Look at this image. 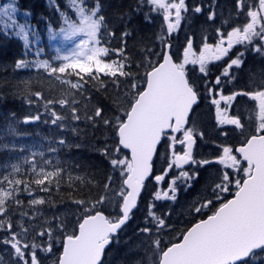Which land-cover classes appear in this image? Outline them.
<instances>
[{
    "label": "snow or ice",
    "instance_id": "obj_1",
    "mask_svg": "<svg viewBox=\"0 0 264 264\" xmlns=\"http://www.w3.org/2000/svg\"><path fill=\"white\" fill-rule=\"evenodd\" d=\"M145 2L151 6V11L162 14L169 36L185 19L183 13L189 11L186 0ZM67 8L72 11L61 12L64 27L60 31L66 40L81 37L75 50L68 55L57 56L56 59L62 61L59 66H53L47 60L37 61L32 66L43 69L48 77L55 76L60 84L75 91H64L59 98L50 99H46L40 91L30 92V96H35V101L27 99L26 102L41 104L45 112L37 111L36 115L25 117L24 123L40 121L47 113L49 118L44 122L60 128L70 118L73 122L83 119L94 128L102 123L105 129H113L117 140L114 149L110 152L106 144L100 151L109 159L112 172H118L119 183L113 188L116 178L109 175L103 185L104 193L98 199H72V203L78 206L77 230L59 241L62 252L56 264H103L106 248L118 237L137 207L138 197L152 172L153 155L163 137L170 141V155L166 157L167 166L162 174L155 175L154 180L160 185L170 172H175V175L168 181L167 190L158 188L153 193L145 226L138 230L143 237L138 247L144 248L148 264H261L264 261V77L256 84V77L253 76L248 88L223 94V85L235 79L231 70L243 64L241 57L244 52H240L224 66L214 85L204 81L208 94L213 96L211 103L216 108L217 126H233L243 140L236 148L217 145L218 148L222 147V152L214 161L197 160L193 155L195 136L200 135L203 139V134L197 132L194 121L191 122L192 126L186 127L198 100V92L187 77L186 65H198L199 72L207 76L208 65L228 56L237 45L245 49L252 45L254 51L264 54V0H258V3L257 0H235V14L245 15L246 22L228 30L226 37L224 31L217 28V42L214 45L203 43L198 55L193 51L192 38L188 37L183 59L179 63L173 61L167 50L171 47L168 40L159 36L165 50L155 52L151 48H142L143 56L140 63L135 65L136 70L132 68L133 60L126 54V41L123 39L130 33H122L121 47L110 49L105 46L101 36L104 17L99 15L98 6H88L86 0H67ZM202 10L200 5L192 9L195 14ZM16 11L15 0L4 4L0 7V21H4V28H14L15 34L27 47L26 26L17 23L14 16ZM215 17L216 13L209 11L208 21H214ZM104 35L114 37L115 33L108 31ZM257 40L259 43H255ZM111 52L119 59L105 60L104 57ZM152 56L162 57V62L152 60ZM15 67L27 68L29 63L18 60ZM140 69L143 70L142 74ZM66 73L75 74L78 80L64 79ZM101 76L108 77L117 89L113 100L115 112L110 116L85 94V86L90 81L96 82L94 87L98 91L105 87L106 82ZM238 97H247L255 102L246 109L247 123L239 111L234 115L228 114ZM221 102L224 107H221ZM57 104L65 111H57L54 107ZM72 131L76 132L77 129L73 127ZM177 133H182V137H178ZM220 134L227 136L228 131L222 130ZM58 143L65 145L66 141L61 138ZM176 144L182 146V151L176 149ZM56 150L50 149L53 152ZM122 150H128L130 158L126 155L121 158ZM24 163L28 168L23 172L20 164H12V171L0 177V246L9 254L8 264H41L39 253H51L53 244L50 241L57 231L67 233L68 226L60 216L53 217L55 224L52 220H45L39 227L26 223L24 217L29 222L38 217L39 209L36 206L48 201L33 197V193H49L53 184L58 188L62 182V169L47 170L44 166L50 164L47 160L38 164L34 159H25ZM211 163L222 166L218 170V179L210 182V194L201 202L193 203L190 209V213L195 212L202 218L184 229L178 242L172 240L165 244L162 237L171 233L173 225L168 223L170 213L158 215L153 211L155 201H175L180 184L185 188L191 187V182L199 175L195 169ZM78 179L82 181V178ZM21 191L33 197L28 201L32 208L31 215L18 198ZM216 202H219L218 207H214ZM106 205L117 209L115 214L105 215L103 209ZM205 210L211 214L206 215ZM17 212L21 219L14 223L12 216ZM204 215L206 218H203ZM0 264H5L2 257Z\"/></svg>",
    "mask_w": 264,
    "mask_h": 264
},
{
    "label": "trees",
    "instance_id": "obj_2",
    "mask_svg": "<svg viewBox=\"0 0 264 264\" xmlns=\"http://www.w3.org/2000/svg\"><path fill=\"white\" fill-rule=\"evenodd\" d=\"M19 1L20 3L23 2V0ZM54 1L58 9L55 7L48 8L41 0H35V3H33V5L29 7L30 11L36 13L37 20H39L41 18V15L44 14L49 17L53 28L57 25L58 10L60 12L67 11V9H65L63 0ZM219 1L223 3L222 0ZM234 2L235 0H230L228 4L231 5L234 4ZM86 3L88 6H98L99 15H102L104 17L101 36L105 42V46H108L110 49L121 47L122 33H130V35L124 37L123 39L126 41V54L133 60V70H136L135 65L137 63H140L142 59V48H151L155 52H161L165 50L164 45L158 38L159 36H164L168 40L171 45L170 53L175 60L176 50H179L181 48L182 44L185 43V40L189 36L197 35L195 26H198V29H200V25H198L196 21L186 19V22L184 23V29H181V31L177 33L180 35L176 36L173 32L171 36H169L163 19L160 18V16H158L156 12L151 11V6L148 5L145 0H87ZM44 9H46V13ZM230 13H233V10L230 9ZM232 20L233 17H231L230 22ZM108 31L114 32L115 36H105L104 33ZM2 44L3 42L1 41L0 123L5 116L10 115L18 121L16 127L17 133L19 134H32L35 132L36 128H39L41 130L46 129L42 126L41 121L27 124L24 123L25 117L34 116L36 115L37 111L42 112L45 110L39 103L29 104L26 102L27 99L35 101V96H30L29 93L40 91L46 99H50L59 98L64 91L74 92L75 90H70L67 85L60 84V82L56 80L55 76L48 77L46 72L37 71L34 74L28 70L20 71L16 69L14 61L22 53L21 50L16 48L10 49L6 47L3 49ZM13 44L14 46H16L14 42ZM104 59L111 60L119 58L115 56L114 52H111L110 55L108 57H104ZM151 59L161 61L162 57L152 56ZM255 64H251L250 66L254 69ZM139 71L142 74L143 70L140 69ZM221 71L222 66L220 63L214 64L210 67L207 75V81L210 85L214 83L213 81L215 77L219 75ZM69 72H71V70ZM204 77L206 78V76ZM63 78H69V80L74 82L78 80V77H76L75 74L69 75L68 73L64 74ZM85 79L89 78L85 77ZM101 79L106 82L103 89L98 91L97 88L94 87V84L96 82L90 81L89 84L85 86V94L90 96L94 104L102 106L105 109L106 114L110 116L113 112H115L113 100L114 94L117 89L116 86L111 83L108 77L101 76ZM141 87H143V82H141ZM197 92L198 97L200 98V101L202 103L203 97H201V87H199V90ZM54 107L57 111H65L61 110L58 104ZM194 117L195 113L191 115L190 123L191 121H193ZM73 127L77 129L76 132L72 131ZM64 128V131H62L61 128L57 126L53 128L52 134L54 137L51 138L52 140L55 139V137L57 139L55 142L56 145L55 143L54 145L52 144V148L57 149L54 153L59 159L56 164L58 165V168L62 169V182L58 188L55 186V184H53V186L51 187V191L49 193H43L42 195L45 197V200L48 201V203H46L48 206H50L48 210H52L53 208L55 209L62 206H68L66 211V213L69 214L68 217H76L74 219L73 225L75 229V222L79 213L76 212L78 206L72 203V199H98L99 196L103 194V192H101L99 188H101L104 183L107 182V178L109 175H113L119 180L118 172H112L109 159L106 158L100 151V149H102L107 144L109 146V151L112 152L117 143V140L114 135L113 129H105L102 123L94 128L91 124L87 123L83 119L78 122H73L69 118L68 120L64 121ZM50 135H48V137H51ZM61 138L66 141L65 145H60L58 143V140ZM164 142H166V138H163L162 144L159 147L154 159V169L156 168L155 164L157 160H159L162 154L165 144ZM195 155L196 152L194 153V156ZM5 160L6 153L4 151H0V163L5 162ZM210 166H216V170L214 171V173H211L209 181H207L206 185L204 184V193L209 194L211 192V188L209 186L210 182L216 181L219 174V165L211 163ZM78 178H82L83 182ZM150 183L146 185L145 191L137 208L131 215L128 223L119 232V235L124 236L125 234H127V232L130 230V226L135 221H140L143 226L145 225L148 207L147 205L142 204V198L146 193L147 186ZM161 185L164 187V181ZM198 186V182L196 184L193 182L191 184V187L186 188L183 192H178L179 197H176L175 202H173L177 204V206L176 204L175 206L180 209L179 203L182 200L181 197L184 198L187 193H189V196L191 197L195 194V192L197 193ZM24 195L25 194L21 192L18 196V198L22 202L24 199H26ZM225 195L228 196V198L230 197L228 194ZM195 198H200V195L196 196ZM218 205L219 202H216L214 207H217ZM13 207H15V205H13ZM23 207L24 209L28 207V205L26 206V202H23ZM167 209L169 211L174 210V206L170 205L169 207H167ZM29 210L30 208L27 209V211ZM174 211L177 213L176 210ZM205 211L206 215L211 214L210 211ZM106 215L110 214L107 213ZM206 215H204L203 218H205ZM201 218V215L197 213L194 215L190 214V216H187L185 218L186 221L183 225L182 223H180L177 226H173V230L171 231V233L162 237L163 242L165 244H168L172 240L179 241V239L181 238L180 233ZM19 219H21L19 212H17L16 215L12 216V220L14 223ZM26 223H29V221L26 220ZM52 223L55 224L56 221L52 220ZM69 229L67 228V233L60 231L57 232L61 234V237H64L66 234L71 233ZM60 248L61 247L57 248L56 250L60 251ZM6 252L7 251H5L2 247L0 248V257H2L4 261H7L8 258V253Z\"/></svg>",
    "mask_w": 264,
    "mask_h": 264
},
{
    "label": "rangeland",
    "instance_id": "obj_3",
    "mask_svg": "<svg viewBox=\"0 0 264 264\" xmlns=\"http://www.w3.org/2000/svg\"><path fill=\"white\" fill-rule=\"evenodd\" d=\"M41 1H43L48 8H53V7L57 8V5L54 0H41ZM222 1L223 3L220 2L219 0H215L214 4H213V0L186 1L189 11L183 13L185 19H182L180 27L176 31H174V33L176 36L180 35L177 33H179L181 29H184V23L186 22V19H189L191 21H196L198 25H200V29H198V26L197 27L195 26L197 35L189 36V37L192 38L193 51L196 52L197 55L199 54L203 46V43L207 42L214 45L217 42V40L219 39L216 34L217 28H220L222 31H224L226 37V32L228 30H231L233 27L238 26V25L230 24L231 17L235 15V13H230V9L232 6L235 7V2L234 4L229 5L228 3L230 0H222ZM10 2L11 0H0V7ZM63 3L65 5V9H67V12H71L72 10L70 8H67V0H63ZM197 5H200L203 8L202 12L199 14H195L192 11L193 7ZM209 5H211L212 7H209ZM209 11H214L216 13V17L214 21H208L207 15ZM16 14H18L17 11L14 13L15 18L17 16ZM57 14H58L57 25L54 28L53 27L47 28L45 34L46 37L44 40L41 38L40 33L37 34L35 31H33V34H35L36 37L32 38V40L30 41V38L32 36L28 34L29 23H28V16L26 15V13L23 14L21 19L19 20L16 19L18 24H24L26 26V32L28 34L27 47H25L24 41L21 40L15 34L16 30L14 28H4L3 27L4 21H0V29L5 34L16 39L24 47V50H22V57L19 60H24L28 62L29 67L18 70L20 71L28 70L34 74L37 71L45 72L43 69H37L32 65L37 61L47 60L51 65L59 66V64L62 63V61L56 59V57L68 55L75 50L76 45L79 43L81 37H74L70 40L64 39V34L61 33L60 31L61 27H64L63 17L59 10ZM156 14L163 19L162 14L157 12ZM40 19L42 20L43 18ZM225 20H227L228 23L225 24L224 23ZM245 22H246V16L243 15V17L239 19V26L243 25ZM186 46H187V39L185 40V43L182 44L181 48L179 50H176V57L174 60L176 63L182 61L183 51ZM215 63L216 61L211 62L208 65V68L210 69V65L211 64L214 65ZM231 71L232 74L235 76V79L232 81V83L223 85L224 95H229L235 90L248 88L253 76L256 77V81H255L256 84H259L261 77H264V64L263 63L255 64L254 69L251 66H244L243 68H238V69L233 68ZM186 74L189 79V82L195 86L197 91L199 90V87H201L202 89L201 97H203L202 103L194 110L195 117L193 118V121L195 122V127L198 133L203 134V139L200 138V135L195 136L196 139H198L195 158L197 160L209 159L214 161L215 158L222 152V147L218 148L217 145L230 146L235 148L241 145L243 137L239 135L238 131H234L233 127H227L229 125H224L222 127L217 126L215 106L211 103L213 96L208 94L204 84V81L207 80L208 78L207 76L205 78L204 75L199 72V66L191 65V64L186 65ZM64 79L69 80V78H64ZM211 85H214V83ZM227 87L231 89L230 90L231 93H227L228 92ZM249 90L251 89L249 88ZM217 99H219L218 96ZM254 103L255 102L249 101L247 97H238L237 101L233 102L234 107L229 109V113L231 112L236 113L237 111H239V114L244 118V122L247 123L248 113L246 109L253 106ZM221 107H224L223 102H221ZM44 112L45 110L42 111L41 113ZM48 118H49L48 114L45 113V115L42 116L40 120L42 126L45 127L46 129L41 130L39 128H36L35 132L32 134L17 133L16 125L18 121L13 116L7 115L3 118V120L0 123V151H4L6 153V160L5 162L0 163V177L12 171L10 167L12 164H17V163L20 164L22 166V172H23V170L28 168V165L24 163L25 159H29V160L34 159L38 164H42L43 161L47 160L50 161V164L44 165L47 170H53V168H58L56 162H58L59 159L57 158V156L53 151H50V149L52 148V144L54 145V143L57 140L56 137L53 140L51 139L52 137H54L52 134V129L55 128L56 126L51 125L50 123H45L44 120ZM189 126H192V123H190ZM61 130L64 131L65 128L63 127L61 128ZM222 130L228 131V135L227 136L221 135L220 132ZM48 135H50L51 137H48ZM178 137H182V133H180ZM164 143L165 144L162 154L159 160H157L155 164L156 173L159 174H161L164 168L167 166L166 157L170 155V151L168 148L170 141L167 140V137H166V142ZM175 147L177 150L182 151L181 145L176 144ZM33 153H35L36 155L33 156ZM125 155L128 157V154L122 150V152L120 153L121 158H124ZM221 167L222 166L219 165V169ZM187 168L189 171H192L190 167ZM215 170H216V166L211 167L210 164L205 165L203 168L195 169V171H197L199 175L195 180L191 182V184L193 182L195 184L198 182L199 186L197 187L198 189L197 193L195 192V194L192 195L191 197L189 196V193H187L184 198L181 197L182 200L179 203L180 209L176 207L177 206L176 203H173L175 201L161 200V201H155V208L153 209V211L156 212V214L158 215L163 213H170V219L168 220V223L172 224L173 226H177L180 223H182L183 225L186 221L185 218L187 216H190V214L192 215L196 214L195 212L190 213V209L192 208L193 203L201 202L207 195H209V193H204L205 192L204 186L206 185L207 181H209L211 173L212 172L214 173ZM228 171L231 172L232 170L228 169ZM173 175H175V172L169 173V175L165 178L164 187L162 186L161 190H167L168 181L172 178ZM233 175H235V173H233ZM18 178H20L19 174H18ZM118 183L119 180L116 178V184L113 185V188H115ZM32 187L35 188V185H32ZM99 189L101 192L104 193L103 186ZM185 189H186L185 186L183 184H180L176 197H179L178 192L181 191L183 192ZM156 190L157 189L154 185L151 184L148 186V188L146 189V193L142 198L143 205H147L148 207L149 203L152 202L149 199L152 200L153 193ZM21 192L24 193L23 191ZM43 193L44 192L34 191L33 197L45 199V197L42 195ZM198 195H200V198H195ZM24 196L26 199H24L23 202H26V206H27L28 201L33 197H29L27 194H25ZM170 205L174 206V210H176L177 213L174 210L169 211L167 209V207H169ZM36 207L39 209V215L36 219L30 221L29 223L31 224L34 223L36 226L39 227L41 224H43L45 220H54L53 219L54 216H60L64 221V223L68 226V229L70 228L69 230L71 232L76 230V226L75 229L73 226L74 219L76 217L75 218L68 217L69 214L66 213L68 206H62L55 209L53 208L52 210H48L50 206H48L47 204ZM28 208H30L29 205L25 209L27 210ZM103 210H104V214L107 213L115 214V212L117 211V209H114L112 205L104 206ZM28 213L29 215H31L32 208H30ZM24 220L26 222V220H28L27 217H24ZM141 227H143V225L140 223V221H135L130 226V230L127 232V234H125L124 236L118 234V237L113 239L112 244L105 252L103 264H138V262H142V264H148V259L145 254L144 248L138 247L139 245H141L143 240L142 235L139 234L138 232L139 228ZM62 239L63 237H61V234L59 232H56V235L50 241L53 244L52 252L48 253L47 255H45L44 253H39L41 264H56V257L58 258L61 252V251H57L56 249L61 247L60 245L62 244L59 241H62ZM1 247L4 249L3 246H0V248ZM7 257H8L7 261H4L5 264H8L9 254ZM261 264H264V261H261Z\"/></svg>",
    "mask_w": 264,
    "mask_h": 264
},
{
    "label": "flooded vegetation",
    "instance_id": "obj_4",
    "mask_svg": "<svg viewBox=\"0 0 264 264\" xmlns=\"http://www.w3.org/2000/svg\"><path fill=\"white\" fill-rule=\"evenodd\" d=\"M87 1V0H86ZM187 1V0H186ZM15 3H16V8H17V12L18 14H16V18L17 20L21 19V17L23 16V14L26 13V15L28 16V27H29V32L28 34L30 36H32L30 38V41L32 40V38H35L36 35L33 34V31H35L37 34L40 33L41 35V38L44 40L45 37H46V31H47V28L49 27H52V24H51V21L49 19V17H47L45 14L44 15H41V18H43L42 20H37L36 18V13L35 12H32L29 10V7L31 5H33V3H35V0H23L22 3H20L19 0H15ZM257 3H258V0H257ZM45 10V13L47 12L46 9ZM231 10H233V13H235V7L232 6L231 7ZM49 16V15H48ZM45 17V18H44ZM233 17V20L230 22V24L232 25H238L239 26V19L241 17H243V14H241L240 16H237L236 14L232 16ZM172 19H174V15L172 17ZM182 22V21H181ZM242 26V25H240ZM46 28V29H45ZM3 42L2 46H3V49L6 47V48H10V49H13V48H16V49H19L21 50H24V47L22 44H20L16 39H14L13 37L5 34L1 29H0V42ZM13 42L16 44V46H14ZM255 43H259V41L257 40ZM226 46V45H225ZM240 52H244V55L241 57L242 61H243V64L240 68H243L244 66H250L251 64H264V54H260V53H257L256 51H254L253 49V46L252 45H249L247 47V49H245L244 46L242 45H237L235 46L228 54V56L224 57L222 60L220 61H216L215 64L217 63H220L222 68H224V66H226V64L229 62V60L231 58H235ZM22 57V53L15 59L14 61V64H16V62L21 59ZM213 66V64L210 65V67ZM229 115H233L234 112H231V113H228ZM227 127H233V126H227ZM197 140H196V147L195 149H197ZM236 148V147H235ZM194 149V151H195ZM199 171V170H198ZM162 174V173H161ZM155 175H160L159 173H156L154 168H153V171H152V178L149 180L154 186H156V189H161L162 187V183L160 185H157L156 182H154L153 180V177Z\"/></svg>",
    "mask_w": 264,
    "mask_h": 264
},
{
    "label": "water",
    "instance_id": "obj_5",
    "mask_svg": "<svg viewBox=\"0 0 264 264\" xmlns=\"http://www.w3.org/2000/svg\"><path fill=\"white\" fill-rule=\"evenodd\" d=\"M169 52H170V49H167ZM171 55V54H170ZM161 62H162V60H161ZM199 103V100H197V103L193 106V108L197 105ZM191 114V113H190ZM186 127H187V125H186ZM179 133H177L176 135H178ZM161 142H162V140H161ZM161 142L157 145V150H156V152L154 153V155H153V160H154V158H155V156H156V154H157V151H158V148H159V146H160V144H161ZM196 145V144H195ZM195 145H194V147H193V150H194V148H195ZM237 147H239V146H237ZM124 152H126L127 154H128V158H130V153L128 152V150H123ZM237 155H239L238 153H236ZM153 162V161H152ZM152 173V172H151ZM150 176H151V174H150ZM150 176L147 178V180L150 178ZM146 180V181H147ZM145 181V182H146ZM141 193H142V191H141ZM140 196H141V194H140ZM139 196V197H140ZM139 197H138V200H139ZM231 198V197H230ZM229 198V199H230ZM138 200H137V203H138ZM135 209H133V211H134ZM132 211V212H133ZM206 218V217H205ZM128 222V221H127ZM197 222V221H196ZM127 224V223H126ZM194 224V223H193ZM192 226V225H191ZM190 226V227H191ZM124 227V226H123ZM76 230H77V228H76ZM64 238V237H63ZM180 239H182V237L180 238ZM63 240V239H62ZM178 242V241H177ZM61 252H62V246H61ZM61 252H60V254H61Z\"/></svg>",
    "mask_w": 264,
    "mask_h": 264
}]
</instances>
